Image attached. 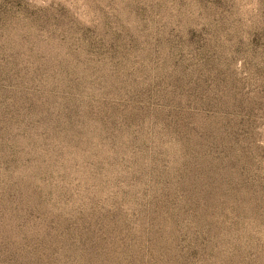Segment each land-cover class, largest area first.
<instances>
[{"label": "rangeland", "instance_id": "374dc122", "mask_svg": "<svg viewBox=\"0 0 264 264\" xmlns=\"http://www.w3.org/2000/svg\"><path fill=\"white\" fill-rule=\"evenodd\" d=\"M0 264H264V0H0Z\"/></svg>", "mask_w": 264, "mask_h": 264}]
</instances>
